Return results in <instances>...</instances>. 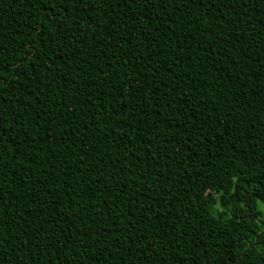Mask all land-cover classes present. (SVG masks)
<instances>
[{"label":"trees","instance_id":"1","mask_svg":"<svg viewBox=\"0 0 264 264\" xmlns=\"http://www.w3.org/2000/svg\"><path fill=\"white\" fill-rule=\"evenodd\" d=\"M264 0H0V264H264Z\"/></svg>","mask_w":264,"mask_h":264},{"label":"rangeland","instance_id":"2","mask_svg":"<svg viewBox=\"0 0 264 264\" xmlns=\"http://www.w3.org/2000/svg\"><path fill=\"white\" fill-rule=\"evenodd\" d=\"M257 208H258L260 211L264 212V206L258 204V205H257Z\"/></svg>","mask_w":264,"mask_h":264}]
</instances>
